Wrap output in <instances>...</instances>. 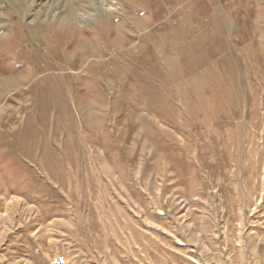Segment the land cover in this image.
Returning <instances> with one entry per match:
<instances>
[{"label": "rangeland", "instance_id": "obj_1", "mask_svg": "<svg viewBox=\"0 0 264 264\" xmlns=\"http://www.w3.org/2000/svg\"><path fill=\"white\" fill-rule=\"evenodd\" d=\"M57 220L80 264H264V0H0V264H69Z\"/></svg>", "mask_w": 264, "mask_h": 264}, {"label": "crops", "instance_id": "obj_2", "mask_svg": "<svg viewBox=\"0 0 264 264\" xmlns=\"http://www.w3.org/2000/svg\"><path fill=\"white\" fill-rule=\"evenodd\" d=\"M64 221L65 220H57L53 223L54 227H49V226H48L49 228L47 227L48 231H49V233H51V235L56 234V235H59L61 237L59 239L49 238V240H47L46 246L49 247V245H51V243L56 242V244L54 245V248L57 249L56 251H54V254L55 255L58 254V256H56V258L65 259V257L70 256V259L72 261L69 264H80V262L78 261L79 257L83 254L87 255V253H86L85 249L80 250V248L82 246L81 245L82 240L79 239L75 233H72L70 231V233H71L70 237L69 238H63L64 237L63 235H66L63 231V228L66 227L67 225H69L67 222H64ZM34 246L38 247V244H36ZM37 253H38V250H37ZM41 253L43 254V257H46V260H49L48 255H47L48 252H43V250H41ZM39 255H40V252H39Z\"/></svg>", "mask_w": 264, "mask_h": 264}, {"label": "bare ground", "instance_id": "obj_3", "mask_svg": "<svg viewBox=\"0 0 264 264\" xmlns=\"http://www.w3.org/2000/svg\"><path fill=\"white\" fill-rule=\"evenodd\" d=\"M21 204H22L21 201L18 199H14L10 202L9 207L7 208L8 210H7V214L5 217L7 222L13 221L14 216L20 213L21 211H24V212L32 211L31 208L22 209Z\"/></svg>", "mask_w": 264, "mask_h": 264}]
</instances>
